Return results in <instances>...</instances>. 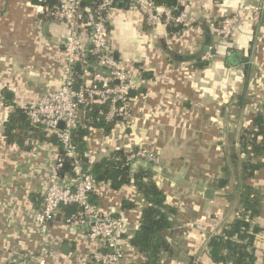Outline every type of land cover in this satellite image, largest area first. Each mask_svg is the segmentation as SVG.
I'll return each mask as SVG.
<instances>
[{
  "label": "crops",
  "instance_id": "crops-1",
  "mask_svg": "<svg viewBox=\"0 0 264 264\" xmlns=\"http://www.w3.org/2000/svg\"><path fill=\"white\" fill-rule=\"evenodd\" d=\"M130 1L129 7L120 4L111 13L109 44L144 82L132 96L129 121L115 122L108 133L104 127L90 128L84 153L91 156L86 164L90 168L116 151L127 154L138 146L156 151L160 164L136 159L131 168L133 173L139 167L151 168L167 204L177 209L174 228L167 232L175 252L165 260L208 264L210 236L241 210L238 185L249 156L243 151L242 135L255 129L254 117L264 103V12L259 23L244 16L228 42L220 39L217 21L264 0H196L192 24L174 33L164 24L150 28L133 6L138 0ZM47 9L34 0H0V96L4 95L0 97V264L16 260L19 250L37 252L43 240L34 213L41 206L43 180L54 168L58 144L21 127L15 130L20 142L10 143L5 132L16 110L23 112L25 105L62 85L67 31ZM207 31L216 53L204 51ZM83 37L88 44V36ZM171 52L197 56L184 59ZM263 158L252 159L264 162ZM62 178L69 181L70 171ZM246 183L258 191L263 209L251 223L264 227V167ZM207 189L214 191L213 197L205 196ZM90 198L104 213L126 224L119 242L124 263L144 261L145 255L130 243L147 204L137 188L129 184L114 189L109 182L99 183ZM125 200L135 207L124 208ZM46 236L60 248L52 264H75V251L101 247L88 238L85 228L59 222L51 223ZM256 251L257 263L262 264L264 230L257 235Z\"/></svg>",
  "mask_w": 264,
  "mask_h": 264
},
{
  "label": "built area",
  "instance_id": "built-area-1",
  "mask_svg": "<svg viewBox=\"0 0 264 264\" xmlns=\"http://www.w3.org/2000/svg\"><path fill=\"white\" fill-rule=\"evenodd\" d=\"M57 1L55 9L48 7L47 10L54 12L67 31L62 85L46 91L36 102L23 108L32 129L41 128L54 134L58 140L54 168L43 180L42 203L34 213V220L43 240L40 250H19L17 259L8 264H52L60 253V248L57 243L48 240L46 235L51 223L57 222L70 227L85 228L92 242L101 243L100 248L96 247L91 252L75 251V264H122L125 253L119 242L126 224L118 217L104 213L92 202L90 197L97 183L85 169L91 154L84 153V162L73 132L80 125L83 108L96 101L108 102L104 121H129L134 109L130 92L140 89L144 80L138 79L133 71L116 57L114 48L109 44V22L115 8V0H101L91 16L85 14L82 0ZM195 1L176 0L174 8L159 9L151 0H138L133 6L140 10L150 28L159 24L188 27L193 22L191 12ZM262 12L264 2L223 16L217 21L220 39L228 40L243 16H249L254 23H259ZM83 35L88 36V44ZM89 57L94 58V63ZM77 64L81 66L80 82L75 69ZM92 64H95L98 70H91ZM77 83L80 84L78 91L75 90ZM0 97L4 99V95ZM84 139L88 140V135ZM126 157L127 164L136 159H144L154 165L161 162L158 153L145 146L131 150ZM65 163H68L71 169L69 181L62 178ZM69 206H75V211L67 213L66 208Z\"/></svg>",
  "mask_w": 264,
  "mask_h": 264
},
{
  "label": "trees",
  "instance_id": "trees-1",
  "mask_svg": "<svg viewBox=\"0 0 264 264\" xmlns=\"http://www.w3.org/2000/svg\"><path fill=\"white\" fill-rule=\"evenodd\" d=\"M34 1L41 2L51 9H55L58 5L57 0ZM83 1L85 2L83 9L88 16L94 15L95 8L101 2V0ZM151 1L159 9L174 8L176 2V0ZM130 3V0H115L114 6L118 7L121 4L129 7ZM167 29L172 33L181 32L182 26L168 25ZM89 59L90 61L94 60L93 57H89ZM91 70H98V67L92 64ZM80 74L81 72L77 71L79 82L81 81ZM108 107V102L100 103L96 101L83 108L80 125L77 126L73 134L84 162H86L84 158V138L89 135L90 128L104 127L105 132L108 133L115 123H101ZM20 113V110H16L6 124L5 135L8 142H20L21 136L15 130L16 127H21V129H31L35 134L58 144L57 137L54 134L47 133L41 128L32 129L28 120L22 119ZM254 126L253 131H247L242 135L243 151L249 156L243 161V174L238 185L237 198L241 210L220 231L210 236L207 244V254L211 262L208 264H258L256 241L257 235L264 230V227L252 225L251 222L262 214V202L258 191L247 184L246 181L252 178L257 170L264 167L263 161H253L252 159L253 157H264V103L263 111L254 117ZM126 155L123 151H116L113 155L96 161L90 168L85 164L87 165V172L94 177L95 183L109 182L114 189L133 184L147 201L141 212L139 227L130 242L132 247L145 255V259L140 263L127 262L122 264H168L165 257L167 254L172 255L175 250L170 243L167 232L174 228L173 216L177 214V209L167 204L166 195L157 185L152 169L139 167L133 173L131 164H127ZM70 170V168H63L62 173ZM135 205L134 202L125 200L123 207L128 209L135 207ZM66 212H69L68 208H66ZM189 264L195 263L191 261Z\"/></svg>",
  "mask_w": 264,
  "mask_h": 264
},
{
  "label": "water",
  "instance_id": "water-1",
  "mask_svg": "<svg viewBox=\"0 0 264 264\" xmlns=\"http://www.w3.org/2000/svg\"><path fill=\"white\" fill-rule=\"evenodd\" d=\"M175 4H176V2H175ZM81 5H82L83 7L85 6V2H84L83 0L81 1ZM48 23H49V21H47V22L45 23V25L48 24ZM44 31H45V29H44ZM210 40H211V34H210L209 31H207V41H206V45H205V47H204V51H205V52L216 53V49H214V48H210V43H211ZM171 53H172V52H171ZM172 54L175 55V53H172ZM116 56H117V55H116ZM175 56H176V55H175ZM196 56H197V55H195V56L184 57V56L177 55L176 57L184 58V59H186V58H187V59H191V58L196 57ZM117 57H118V56H117ZM233 57H234V55H231V56L229 57L230 61H233V60H232ZM244 61L246 62V67H248V59L245 58ZM75 69H76L77 71H80L81 66H80L79 64H77V65H75ZM79 88H80V84H79V83L75 84V90L78 91ZM134 94H135V91L132 90V91L130 92V95L133 96ZM20 116H21L23 119L26 118V114H25L24 112H21V113H20ZM103 122H104V120H101V123H102V124H103ZM60 126L62 127L63 124L61 123ZM64 168H65V169H68V168H69V164H68V163H65ZM85 169H87V165H85ZM213 195H214V191H213L212 189H207V190H206V195H205L206 197L211 198V197H213ZM68 209H69V211L74 212L76 208H75V206H69ZM63 250H64L65 252L68 251V246H67V245L63 246Z\"/></svg>",
  "mask_w": 264,
  "mask_h": 264
},
{
  "label": "rangeland",
  "instance_id": "rangeland-1",
  "mask_svg": "<svg viewBox=\"0 0 264 264\" xmlns=\"http://www.w3.org/2000/svg\"><path fill=\"white\" fill-rule=\"evenodd\" d=\"M244 8H246V7H244ZM243 9V8H242ZM239 10V9H238ZM237 11V10H236ZM235 12V11H234ZM244 17V16H243ZM243 17H242V19H243ZM221 19V18H220ZM241 19V20H242ZM232 38V35L228 38V40H226L227 42L230 40Z\"/></svg>",
  "mask_w": 264,
  "mask_h": 264
}]
</instances>
